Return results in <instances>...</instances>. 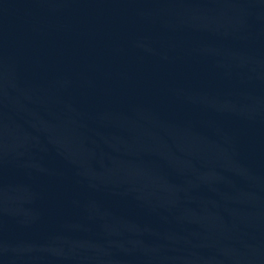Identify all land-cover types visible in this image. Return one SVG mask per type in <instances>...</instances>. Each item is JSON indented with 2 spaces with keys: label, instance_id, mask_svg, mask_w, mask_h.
Here are the masks:
<instances>
[{
  "label": "water",
  "instance_id": "water-1",
  "mask_svg": "<svg viewBox=\"0 0 264 264\" xmlns=\"http://www.w3.org/2000/svg\"><path fill=\"white\" fill-rule=\"evenodd\" d=\"M0 264H264V0H187L0 104Z\"/></svg>",
  "mask_w": 264,
  "mask_h": 264
}]
</instances>
